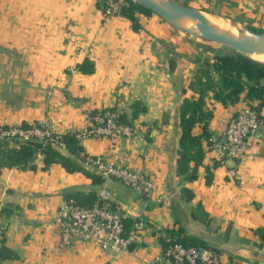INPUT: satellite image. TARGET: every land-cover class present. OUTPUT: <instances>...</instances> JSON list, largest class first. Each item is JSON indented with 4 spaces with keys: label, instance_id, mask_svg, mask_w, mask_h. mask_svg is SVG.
<instances>
[{
    "label": "crops",
    "instance_id": "1",
    "mask_svg": "<svg viewBox=\"0 0 264 264\" xmlns=\"http://www.w3.org/2000/svg\"><path fill=\"white\" fill-rule=\"evenodd\" d=\"M179 1L264 30V0ZM138 16L141 28L135 30L128 18L107 16L99 0H0V129L39 124L65 135L89 127L92 111L130 113L140 101L146 110L133 120L132 135L87 138L81 145L88 156L154 181L149 195L115 178L94 184L59 163L43 169L41 156L36 170L2 169L0 206L19 207L9 219L0 218L4 245L17 254L5 264H155L164 229L180 225L215 240L222 264H264V242L256 232L264 228V132L240 163L217 154L230 118L247 104L257 105L264 118V99L248 100L243 93L236 104L224 105L210 94L212 136L204 141L203 163L195 180L178 176V108L198 96L189 84L199 60L213 59V49L223 48L157 14ZM170 58L176 59L172 71ZM87 60L91 72L80 69ZM195 131L201 133V125ZM184 188L193 191L190 199ZM70 191H95L121 217L143 221L130 253L113 254L94 242L61 246L57 218ZM198 207L208 214L204 221L193 215Z\"/></svg>",
    "mask_w": 264,
    "mask_h": 264
},
{
    "label": "trees",
    "instance_id": "2",
    "mask_svg": "<svg viewBox=\"0 0 264 264\" xmlns=\"http://www.w3.org/2000/svg\"><path fill=\"white\" fill-rule=\"evenodd\" d=\"M127 2V5L121 8L119 15L128 18L132 22L134 29L139 30L141 24L138 15L155 13L146 6L132 0H127ZM99 3L104 8L102 0H99ZM213 52V59L199 60V67L190 81L189 88L198 96L194 95L185 98L178 108L180 137L176 149V173L178 176H184L189 181L197 178L198 167L203 163L205 157L204 141H210L212 136L209 130V122L213 117V111L206 107L207 98L210 97V94L215 100L222 102L224 105L236 104L240 101L243 93H246L248 100L261 99L263 101L264 99L263 63L232 50L213 49ZM168 63L170 70H174L176 59L170 58ZM91 65L92 63L87 60L80 66V69L91 72L93 67L90 69L86 67ZM145 110L146 107L142 102L135 101L131 106L130 113L127 111L117 112L116 108H106L92 111L89 117L93 119L98 113L117 112L118 116L113 119L116 124L132 126V122L139 112ZM199 125H201L202 131L201 133H196L195 128ZM22 126L29 128L31 125L23 123ZM38 126L43 125L38 124ZM62 139L66 145L65 150L59 149L47 138L31 137L30 139H21L4 136L0 132V171L4 168L36 170L38 168L36 160L38 154H40L43 161L42 168L45 170L49 169L53 164L59 163L66 171L70 173L82 172L91 178L94 184H101L105 177L86 164L87 154L83 153V147L76 137V132L62 135ZM218 163L219 161H216V165ZM183 195L190 199L193 196V191L189 188H184ZM65 196L66 200H75L76 204L82 207H92L99 200L95 191L89 193L70 191ZM17 210H19V207L13 203L2 205L0 206V218L7 220ZM193 215L202 221L208 217V214L201 207H198ZM121 218L125 230L127 232L132 230L134 221L132 222L129 218ZM176 222L180 223L178 218H176ZM256 232L264 242V228L258 229ZM164 233V236H160L164 253L176 243H181L186 247L210 249L220 253L219 245L215 240L204 235L190 234L181 225L178 228L164 229ZM167 237L170 239L168 240ZM1 256L7 260L16 258L17 254L3 245ZM197 264L204 263L197 261ZM234 264L243 263L234 262Z\"/></svg>",
    "mask_w": 264,
    "mask_h": 264
},
{
    "label": "built area",
    "instance_id": "3",
    "mask_svg": "<svg viewBox=\"0 0 264 264\" xmlns=\"http://www.w3.org/2000/svg\"><path fill=\"white\" fill-rule=\"evenodd\" d=\"M102 2L107 16L119 14L121 8L128 3L127 0H102ZM117 116V112L98 113L90 119L89 127L76 132V137L81 143L82 140L93 137L100 139L122 134L132 135L131 126L119 125L113 121ZM0 132L4 136L21 139L47 138L59 149H66L62 135L45 126L34 124L24 128L21 125L0 129ZM263 132L264 118L259 114L257 105L247 104L228 121L224 132L225 141L217 145L219 159L224 161L226 158H234L240 163L247 150L261 139ZM40 156L38 154L36 161ZM86 164L105 178H115L139 193L149 195L154 190L153 179L144 172L88 155ZM57 223L62 247H71L76 242H94L103 250L121 256L131 252L132 244L144 229V223L136 221L133 229L127 232L118 211L110 202L102 198L92 207H82L77 205L75 200H66L59 212ZM4 230L5 227L0 221V264H5V259L1 256ZM197 261H202L204 264H222L219 253L210 249L186 247L181 243H176L166 253L162 252L157 256L155 264H197Z\"/></svg>",
    "mask_w": 264,
    "mask_h": 264
},
{
    "label": "water",
    "instance_id": "4",
    "mask_svg": "<svg viewBox=\"0 0 264 264\" xmlns=\"http://www.w3.org/2000/svg\"><path fill=\"white\" fill-rule=\"evenodd\" d=\"M152 10L175 28L229 47L233 52L263 63L264 30H254L228 16L189 6L179 0H132Z\"/></svg>",
    "mask_w": 264,
    "mask_h": 264
},
{
    "label": "rangeland",
    "instance_id": "5",
    "mask_svg": "<svg viewBox=\"0 0 264 264\" xmlns=\"http://www.w3.org/2000/svg\"><path fill=\"white\" fill-rule=\"evenodd\" d=\"M250 27V26H249ZM252 28V27H251ZM252 29H254V28H252ZM254 30H256V29H254ZM260 31V30H259ZM197 37V36H196ZM198 38H200V37H198ZM202 39V38H201ZM203 40V39H202ZM217 46H220L221 48H223L224 50H231L229 47H227V46H225V45H222V44H217Z\"/></svg>",
    "mask_w": 264,
    "mask_h": 264
},
{
    "label": "bare ground",
    "instance_id": "6",
    "mask_svg": "<svg viewBox=\"0 0 264 264\" xmlns=\"http://www.w3.org/2000/svg\"><path fill=\"white\" fill-rule=\"evenodd\" d=\"M256 59L264 60V56H255Z\"/></svg>",
    "mask_w": 264,
    "mask_h": 264
}]
</instances>
